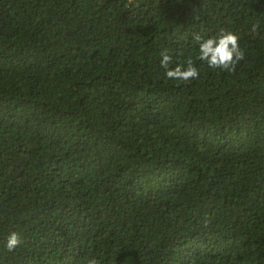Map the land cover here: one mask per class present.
Instances as JSON below:
<instances>
[{
    "label": "trees",
    "instance_id": "obj_1",
    "mask_svg": "<svg viewBox=\"0 0 264 264\" xmlns=\"http://www.w3.org/2000/svg\"><path fill=\"white\" fill-rule=\"evenodd\" d=\"M92 258L264 264V0H0V264Z\"/></svg>",
    "mask_w": 264,
    "mask_h": 264
},
{
    "label": "clouds",
    "instance_id": "obj_2",
    "mask_svg": "<svg viewBox=\"0 0 264 264\" xmlns=\"http://www.w3.org/2000/svg\"><path fill=\"white\" fill-rule=\"evenodd\" d=\"M258 26H253L255 32ZM239 36L231 31L221 29L218 33L208 38L199 34L194 36L198 46L196 60L206 63L213 70L234 73L239 62L245 59V51L239 44ZM160 65L165 69V76L168 80L180 83H190L199 78V69L195 66L191 56L184 63L177 62L176 66L170 68L173 57L167 50L160 53ZM22 241L18 233L12 232L7 240L6 248L9 252L14 251L21 245ZM87 264H99L95 258L89 259Z\"/></svg>",
    "mask_w": 264,
    "mask_h": 264
}]
</instances>
